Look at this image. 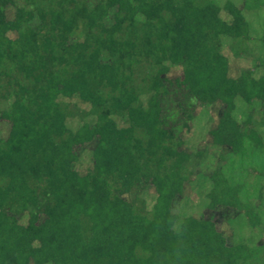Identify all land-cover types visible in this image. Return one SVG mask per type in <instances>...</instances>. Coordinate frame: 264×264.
Listing matches in <instances>:
<instances>
[{"label": "trees", "instance_id": "trees-1", "mask_svg": "<svg viewBox=\"0 0 264 264\" xmlns=\"http://www.w3.org/2000/svg\"><path fill=\"white\" fill-rule=\"evenodd\" d=\"M0 264H264V0H0Z\"/></svg>", "mask_w": 264, "mask_h": 264}, {"label": "rangeland", "instance_id": "rangeland-1", "mask_svg": "<svg viewBox=\"0 0 264 264\" xmlns=\"http://www.w3.org/2000/svg\"><path fill=\"white\" fill-rule=\"evenodd\" d=\"M207 128V114L201 113L194 121H193V125L192 128L189 132H187L185 134L186 138L190 141L191 144H197V143H202L204 142V137L206 135L205 130ZM217 164V153H214L213 156H211L210 158L207 159V161L204 163V167L207 168H213L215 167ZM235 169L238 171L239 169V165L235 164ZM81 166L84 168L88 167L87 164V159L84 157L82 159V164ZM196 202L191 204L193 211H197L200 208H198L196 206ZM196 206V207H195Z\"/></svg>", "mask_w": 264, "mask_h": 264}]
</instances>
